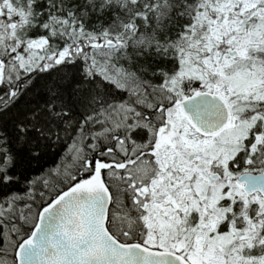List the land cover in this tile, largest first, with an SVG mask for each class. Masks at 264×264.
I'll use <instances>...</instances> for the list:
<instances>
[{
  "label": "snow or ice",
  "instance_id": "obj_1",
  "mask_svg": "<svg viewBox=\"0 0 264 264\" xmlns=\"http://www.w3.org/2000/svg\"><path fill=\"white\" fill-rule=\"evenodd\" d=\"M0 264H264V0H0Z\"/></svg>",
  "mask_w": 264,
  "mask_h": 264
}]
</instances>
